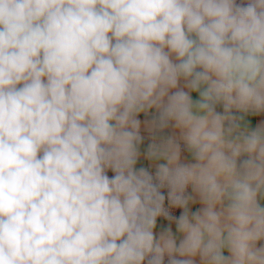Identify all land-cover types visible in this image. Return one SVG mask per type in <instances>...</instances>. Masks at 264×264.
<instances>
[{"label":"clouds","instance_id":"clouds-1","mask_svg":"<svg viewBox=\"0 0 264 264\" xmlns=\"http://www.w3.org/2000/svg\"><path fill=\"white\" fill-rule=\"evenodd\" d=\"M0 264H264V0H0Z\"/></svg>","mask_w":264,"mask_h":264}]
</instances>
